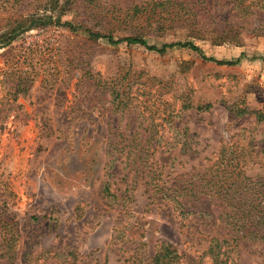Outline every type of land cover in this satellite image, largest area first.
Here are the masks:
<instances>
[{"label":"rangeland","instance_id":"rangeland-1","mask_svg":"<svg viewBox=\"0 0 264 264\" xmlns=\"http://www.w3.org/2000/svg\"><path fill=\"white\" fill-rule=\"evenodd\" d=\"M12 1L0 0V206L11 224L0 229V264H161L167 245L175 255L164 264H215L209 243L229 236L218 201L191 192L182 209L155 184L194 182L229 146L226 156L250 160L248 175L264 174V8L194 0V21L142 29L110 12L99 19L84 0ZM43 14L52 22L6 42L9 23ZM88 30L199 51L113 44ZM111 138L141 148L146 166L109 154ZM106 183L131 198L105 195ZM233 246L227 264H264V241Z\"/></svg>","mask_w":264,"mask_h":264},{"label":"trees","instance_id":"trees-1","mask_svg":"<svg viewBox=\"0 0 264 264\" xmlns=\"http://www.w3.org/2000/svg\"><path fill=\"white\" fill-rule=\"evenodd\" d=\"M9 3L10 0H4ZM12 1V0H11ZM18 0H13L16 2ZM89 4H92V12L94 15H99V19H108L109 12L113 19H123L124 22L137 21L140 23V27L144 29L142 25H161L160 21H170L177 23H184L186 21H194L197 17L198 10L201 9L194 0H134L127 6H119L116 2L111 1L106 7L97 3L95 0H84ZM233 3V6L238 9L239 12L248 13L253 8H264V0H229ZM109 7L112 10H109ZM43 17L31 16L23 18L21 20H15V24L9 23L10 30L7 32L8 37L6 42H10L11 39L17 36V34L28 30L31 25L48 24L52 22V16L42 15ZM11 21V18H10ZM9 21V22H10ZM121 21V20H120ZM130 23V22H126ZM134 25V24H133ZM73 30H76L74 27ZM87 34L91 37H102L108 42L117 44L126 42L128 44H140L150 50H157L159 52L164 51L168 47H188L189 49L199 51V48L191 41L186 42H173L163 43L160 47L156 45H149L143 34L139 32L136 35H127L117 39H113L109 35L99 34L88 30ZM215 61L217 64L232 65L236 60H215L213 58H205ZM36 73L31 70V73L24 72L23 77L16 85L18 89L21 87V91L27 90V84H29ZM24 82V84H22ZM24 85V86H22ZM15 98V97H14ZM206 105L205 107H208ZM187 107V106H184ZM200 107V106H197ZM258 119H264V114H258ZM130 135V134H129ZM114 136V135H113ZM128 136V134L126 135ZM111 150L108 152L120 154L125 159L132 157L133 164L136 166L144 163L142 167L146 166L143 162V152L141 148L127 142L117 141L114 138L110 139L108 145ZM229 147H222L221 153L215 163L211 165L207 170L198 172V178L193 182H187V185H179L178 183L167 184L166 181L158 178V184H155L156 191L160 193L159 200H165L173 202L178 205L179 208L185 209V202L188 201V196L193 192V202L198 199V196H207L214 198L219 203L220 218L224 226L228 230V238H215L209 243L207 253L210 254L215 264H227L226 260L220 258L224 256L229 250L234 248L233 245H237L243 242H260L264 241V174H257L255 176L248 175L246 168L250 163V160L242 158L239 159L236 156L228 157L225 153L228 152ZM233 151H231L232 153ZM152 165V163H150ZM153 172H156L155 168H152ZM154 178H152L153 180ZM151 180V181H152ZM151 182H149L150 184ZM103 192L105 195L111 196L113 199L128 200L131 196H117L115 192L109 190V185L106 183ZM152 199L155 198L154 193L151 194ZM0 206V229L3 225L11 224L7 220V216L1 211ZM10 236L2 238V241L7 243V257L10 259L13 256V244L15 241V234L10 229ZM175 250L170 249V245L163 248V253L155 255V260L161 264H164V259L168 257H174ZM171 259V258H168Z\"/></svg>","mask_w":264,"mask_h":264}]
</instances>
